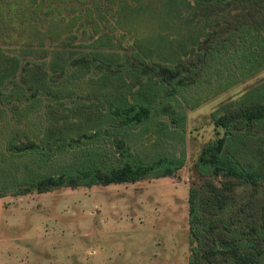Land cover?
I'll return each instance as SVG.
<instances>
[{
    "label": "trees",
    "instance_id": "obj_1",
    "mask_svg": "<svg viewBox=\"0 0 264 264\" xmlns=\"http://www.w3.org/2000/svg\"><path fill=\"white\" fill-rule=\"evenodd\" d=\"M186 5L206 14L190 34ZM262 73L264 0H0V198L170 177L185 151L145 161L133 137L183 139L188 112ZM211 117L189 264H264V81Z\"/></svg>",
    "mask_w": 264,
    "mask_h": 264
},
{
    "label": "rangeland",
    "instance_id": "obj_2",
    "mask_svg": "<svg viewBox=\"0 0 264 264\" xmlns=\"http://www.w3.org/2000/svg\"><path fill=\"white\" fill-rule=\"evenodd\" d=\"M181 12L195 19L182 24L183 34L203 26L201 10L186 5ZM160 26L151 42L171 47L170 35L162 31L170 27ZM263 81L264 73L188 112L183 139L133 137L145 161L157 154L181 158L185 151V166L170 177L0 198V264H189L191 170L202 147L217 136L211 115ZM115 87L106 81L93 91ZM63 160L67 164L70 157Z\"/></svg>",
    "mask_w": 264,
    "mask_h": 264
}]
</instances>
